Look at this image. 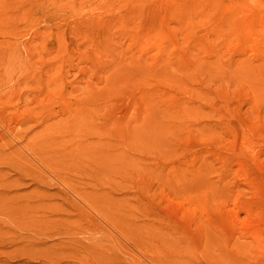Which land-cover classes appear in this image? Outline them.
Returning a JSON list of instances; mask_svg holds the SVG:
<instances>
[{
    "label": "rangeland",
    "instance_id": "obj_1",
    "mask_svg": "<svg viewBox=\"0 0 264 264\" xmlns=\"http://www.w3.org/2000/svg\"><path fill=\"white\" fill-rule=\"evenodd\" d=\"M0 132L23 253L264 264V0H0Z\"/></svg>",
    "mask_w": 264,
    "mask_h": 264
},
{
    "label": "bare ground",
    "instance_id": "obj_2",
    "mask_svg": "<svg viewBox=\"0 0 264 264\" xmlns=\"http://www.w3.org/2000/svg\"><path fill=\"white\" fill-rule=\"evenodd\" d=\"M10 127L11 126L8 124L2 125V128L7 132L11 131ZM7 167L16 169L17 175L7 183V186L0 188V202H3V205L0 206V247L10 249V254L7 251L0 253V264H63L59 259H52L51 257L44 256L32 257L26 253H23L24 249L28 248L29 246V241L27 238H39L38 235L43 234V232L39 229L28 227L29 224L27 223H30L32 218H35V221L38 225H44L47 222L54 221V218L48 216L43 217L39 214L38 209L28 206L29 204L22 200V197L25 196V194L19 193V191L28 186L35 185L36 188L34 189V192L37 193L36 197L39 201V204L43 206L48 204L47 201L50 198H58L63 196L65 193L67 194L68 192L62 190V188H60V186L57 184H42L39 174H32L31 170L16 164L9 163L6 165L5 162H0V173L4 171V168ZM27 179L30 180V183H27ZM41 186H51L54 191L49 192L48 190L41 189ZM68 190H71L78 195H81L82 192V189H78V186H70ZM10 192L13 193L9 194ZM69 203L74 205L72 202H68V204ZM18 220L25 222L27 225L26 228L13 226L23 225L16 224ZM25 232L33 233L34 236L24 235ZM4 236H11V238H1Z\"/></svg>",
    "mask_w": 264,
    "mask_h": 264
}]
</instances>
